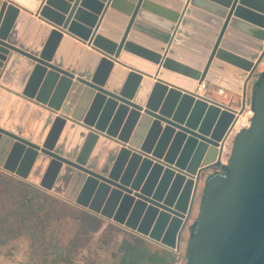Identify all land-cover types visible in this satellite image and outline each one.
<instances>
[{"label": "water", "instance_id": "obj_1", "mask_svg": "<svg viewBox=\"0 0 264 264\" xmlns=\"http://www.w3.org/2000/svg\"><path fill=\"white\" fill-rule=\"evenodd\" d=\"M263 74L264 0H0V167L169 249L188 222L184 264H264ZM184 78L247 95L225 162L233 113Z\"/></svg>", "mask_w": 264, "mask_h": 264}, {"label": "trees", "instance_id": "obj_2", "mask_svg": "<svg viewBox=\"0 0 264 264\" xmlns=\"http://www.w3.org/2000/svg\"><path fill=\"white\" fill-rule=\"evenodd\" d=\"M0 184V249L14 241L28 240L30 264H74L79 250L77 240L70 242L64 252L57 245L63 222L79 219L96 230L99 221L14 176L0 175ZM194 229L195 224L190 228L191 236ZM121 264H125V257ZM129 264L136 263L131 260Z\"/></svg>", "mask_w": 264, "mask_h": 264}, {"label": "rangeland", "instance_id": "obj_3", "mask_svg": "<svg viewBox=\"0 0 264 264\" xmlns=\"http://www.w3.org/2000/svg\"><path fill=\"white\" fill-rule=\"evenodd\" d=\"M224 159L226 158L224 157ZM0 175L10 176L11 173L0 168ZM1 187L2 185L0 184V188ZM51 192L52 194L49 192L47 193L50 195H57L56 192ZM57 196L63 198V194ZM79 227H82V230ZM90 227L91 226L84 221L73 218H71V220H66V222L62 224L61 233L59 235L60 240L57 239V245L61 246L64 252L70 242L77 240L76 244L79 250L75 253L74 264H121L122 257H125V264H129L131 260H134L136 264H152L140 259L135 251L136 249L125 246H131L136 243L137 245L139 244L138 242L135 243L133 239L135 237L132 235L126 233L122 234V232L116 229H106L102 233L99 231L96 234H90ZM84 228L85 230H83ZM53 242H55V240H53ZM27 246L28 240H21L14 241L9 246L2 247L0 249V264H30ZM175 261V257H172L166 263L158 262L157 264H176Z\"/></svg>", "mask_w": 264, "mask_h": 264}, {"label": "crops", "instance_id": "obj_4", "mask_svg": "<svg viewBox=\"0 0 264 264\" xmlns=\"http://www.w3.org/2000/svg\"><path fill=\"white\" fill-rule=\"evenodd\" d=\"M36 1H38L39 4H40V2L42 0H36ZM10 2L12 4H14L15 6L19 7L20 11L21 10L22 11H26L27 10L30 13L31 18L33 16H35V14H36L35 11H31L29 9H26V7H24L21 4L14 3L12 1H10ZM76 40H79V39H76ZM88 50H89V48H88ZM119 60L121 62L120 63L119 61H117L119 64H121L124 67H127L128 70H135V71L143 74V77H145V75H149V77L152 78V74H153V72H154V70L156 68L154 65H152V64H150L148 62H146V61H144V60H142V59H140V58H138L136 56H131V55H128V54H124L122 56V58H120ZM184 80H185V82L182 81V84L175 83L176 85H178L176 87H178V88L184 87L183 86V83H185V84L189 85L190 88H192V90L190 92L193 93L194 95H196V97L206 98V100H210L211 102H214V103L218 104L219 106H221L222 108H225V109L226 108H232V107L233 108H237V107L241 106V104H239L240 103V100H241L240 95H236V94L232 93L231 91H228L226 89H223L220 86L219 87H220V89L222 91L220 93L219 92H216L217 89L219 88V87H215L216 85H213L214 87H212V91L210 90V94H207L206 89L204 91H202V92H196L195 91V88H196V86H197L198 83L195 84L191 80L186 79V78H184ZM167 83H169V82H167ZM173 86H175V85H173ZM215 89H216V91H215ZM76 124H77V126H79V125L82 126L81 125L82 124L81 122L76 123ZM88 129L89 130H93L91 128H88ZM222 160H224V159H222ZM0 168L2 170H4V171L7 172L6 169H4L2 167H0ZM9 173H11V172H9ZM11 176H14V177L18 178L13 173H11ZM18 179L23 180L25 182H28L30 184L35 185L34 183H32V181L29 178L28 179L18 178ZM59 179L56 182V185H60L61 180H59ZM35 186L39 187L38 185H35ZM40 189H42V188H40ZM42 190H44V189H42ZM44 191L49 192V193L52 194L51 191H54V190H50V191L44 190ZM53 195L56 196L57 198H59L60 200H63L64 202L70 204L71 206H73L74 208H76L78 211L87 213L92 218H95L96 220L99 221V224H98V227H97L96 230H92L90 228L91 229L90 234H96L99 231L102 233L106 229H108V230L109 229H116V230H119L120 232H122V234L123 233L124 234L126 233V234H129V235H132L133 237H135L133 239H134L135 243L136 242L139 243L138 245L136 243V244H133L131 246L130 245H125V246L128 247V248L136 249L135 251L137 252L139 258L140 259H143V261L145 260L146 262L152 263V264H157L158 262L159 263L160 262L161 263H166V262L169 261V259H171L172 257H175V254L173 253V251L171 249L166 248L165 246L161 245L160 243L151 241L148 237L142 236V235H140L136 231H131V230L125 228L123 225L117 224L116 222H114L110 218H107V217H105V216H103L101 214H97V213L91 212L90 210H88L86 208H83V207H80L77 204H75L73 202H70V201L66 200L65 198H62L61 196H57V195H60L59 193L57 195H55V194H53ZM196 211H197V208L195 207L192 210V212H191L190 220L194 218ZM85 228H86V226H85ZM85 228L83 230H85Z\"/></svg>", "mask_w": 264, "mask_h": 264}, {"label": "built area", "instance_id": "obj_5", "mask_svg": "<svg viewBox=\"0 0 264 264\" xmlns=\"http://www.w3.org/2000/svg\"><path fill=\"white\" fill-rule=\"evenodd\" d=\"M206 89V82L203 81L201 83H198L195 91L196 92H202ZM243 105L237 107V108H227L233 113V120L231 121L230 125L228 126L222 142L220 143L219 153L218 157L222 162H225V160L228 158V155L231 150L232 140L235 137V135L242 129L248 128L251 118L253 116V112L249 109L247 106V95L244 98ZM224 157L226 159H224ZM224 159V160H222ZM201 188L200 185H197L196 189H193L192 191V202H191V210H193L195 207L197 208V201L200 199L201 196ZM192 212V211H191ZM188 218V215L185 214ZM191 215V214H190ZM190 215L188 220H190ZM188 225V222L182 220L181 227L178 231L176 245L174 249H171L173 253L175 254V262L176 264H184L185 260V254H184V248H183V237L186 232V226Z\"/></svg>", "mask_w": 264, "mask_h": 264}]
</instances>
